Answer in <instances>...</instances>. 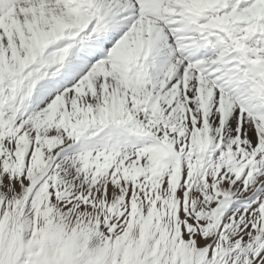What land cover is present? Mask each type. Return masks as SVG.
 <instances>
[{
  "label": "snow or ice",
  "instance_id": "obj_1",
  "mask_svg": "<svg viewBox=\"0 0 264 264\" xmlns=\"http://www.w3.org/2000/svg\"><path fill=\"white\" fill-rule=\"evenodd\" d=\"M0 264H264V0H0Z\"/></svg>",
  "mask_w": 264,
  "mask_h": 264
}]
</instances>
